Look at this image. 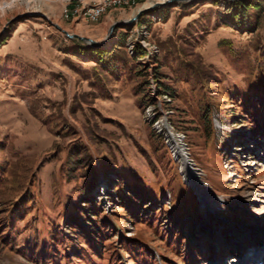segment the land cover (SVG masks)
<instances>
[{
  "label": "rangeland",
  "instance_id": "1",
  "mask_svg": "<svg viewBox=\"0 0 264 264\" xmlns=\"http://www.w3.org/2000/svg\"><path fill=\"white\" fill-rule=\"evenodd\" d=\"M167 1L72 23L61 0H0V264L209 262L224 237H208L217 221L197 210L158 124L189 144L206 211L211 191L257 214L226 218L253 228L264 216V167L246 173L240 152L236 176L224 168L235 146L264 155V0L155 7ZM143 10L101 48L54 27L103 44ZM140 27L157 50L149 67L128 49Z\"/></svg>",
  "mask_w": 264,
  "mask_h": 264
},
{
  "label": "built area",
  "instance_id": "2",
  "mask_svg": "<svg viewBox=\"0 0 264 264\" xmlns=\"http://www.w3.org/2000/svg\"><path fill=\"white\" fill-rule=\"evenodd\" d=\"M62 3L65 4V11L63 14L64 19L67 22H78V21H85L87 23H96L98 22L105 14L110 12L111 10L115 9H133L137 6V0H96V2L92 4H88L85 0H61ZM75 6H70L74 5ZM142 27L140 29H135L134 33L137 36L136 39L131 40L128 44V49L130 53L133 55L134 48L136 44L140 45L143 49L147 52L140 58V63L147 67L151 66L152 58L157 52L155 48L150 47L145 39V33L142 31ZM148 47L152 49V51H148ZM250 142V141H248ZM251 146V147H250ZM255 144L250 145L249 147L236 149V146L233 149H227L224 153L225 157L227 155L230 156L225 163L224 168L227 170L228 175L230 177H235L236 175L232 171V166L230 165V159L232 160L231 156L236 157L237 154L239 155L240 152L242 155H246L243 158H239V163L241 167L245 170L246 173H251L252 168L254 169L255 166L264 167V155L256 154V158H252L250 154H246L245 152H252L255 150ZM186 152L189 154V149L186 146ZM263 158L262 162H259L257 159ZM262 163V164H261ZM195 166V165H194ZM196 167V166H195ZM254 185V183H251ZM213 194L212 192H210ZM258 199H252L251 202L256 203H263L260 199L261 195H254ZM244 198V197H243ZM232 200L231 202L223 198L222 201L218 199H214L216 208L212 209L211 211L207 210L206 215L209 217L206 224L210 223V219L216 220V224L213 225L217 226L213 230H208L209 236L211 240H214V243H219V239L222 237L220 244L218 246H213L215 248L216 254L215 256L209 258V262L206 264H264V216L262 217L259 222H255L256 226L253 228L250 226L245 225L242 222L235 221L233 219L226 218L224 214L227 213L229 210L232 213L241 215V214H248V216L254 217L257 214L254 212L249 211L246 213L245 209L246 203L243 200ZM212 200V199H211ZM250 202V203H251ZM201 205L199 202V209L200 211ZM215 210V211H214ZM220 214L217 215V214ZM206 217V216H205ZM204 217V220H205ZM209 221V222H208ZM212 225V224H211ZM225 227L223 231L218 232V229L221 227ZM218 234V235H217ZM225 235V236H224ZM219 236V239L215 240ZM231 247H229V245ZM254 247L256 251H253L251 248ZM229 251L230 254L227 257L218 258L217 255L220 254L221 251ZM247 259V260H246Z\"/></svg>",
  "mask_w": 264,
  "mask_h": 264
},
{
  "label": "bare ground",
  "instance_id": "3",
  "mask_svg": "<svg viewBox=\"0 0 264 264\" xmlns=\"http://www.w3.org/2000/svg\"><path fill=\"white\" fill-rule=\"evenodd\" d=\"M33 1L38 2V0H33ZM158 127L161 130V132H160V130L158 129V131L160 133L165 132L167 140L169 142L168 145L171 148V150L174 152V154L176 155L177 160L176 159L175 160L177 162H180L182 173H183L182 176L184 175L183 180L185 178V181L187 182L185 184L190 185L192 187L193 191L195 192L196 196L198 197L200 205H201L200 212L202 211L204 213V217L206 216L205 221L207 222L209 217L206 215V210L204 209V206H207V203H208V201H206V200H208V197H207L208 193L204 187V184L200 181V177L198 176V173L195 172L192 164L190 163L191 160L189 161L188 157L185 155V153H184L185 148L182 145L181 141L177 137H174L173 134H170V132H168L167 125H164V124L159 125L158 124ZM175 138H177V139H175ZM192 163L194 164L193 161H192ZM210 192L211 191H209V193ZM210 196H211L213 202H214V199H218L219 201L223 200L222 197H219L215 194L210 193ZM202 202H204V203H202ZM203 204H204V206H203ZM214 204H215V202H214ZM216 206L217 205H214V209L216 208ZM251 249L253 251H256V249L254 247H252Z\"/></svg>",
  "mask_w": 264,
  "mask_h": 264
},
{
  "label": "water",
  "instance_id": "4",
  "mask_svg": "<svg viewBox=\"0 0 264 264\" xmlns=\"http://www.w3.org/2000/svg\"><path fill=\"white\" fill-rule=\"evenodd\" d=\"M178 1H193V0H168L167 2H165V3H157L156 5H155V7H165V6H167V4H169V3H172V2H178ZM227 1H233V2H236V1H241V0H227ZM154 8V7H153ZM152 8V9H153ZM149 10H151V9H149ZM149 10H143V11H140L139 13H138V15L135 17V18H133L131 21H126V22H124V23H122V24H115V25H113L110 29H109V32H108V34H107V36H106V38H105V41H104V43L103 44H99V43H97V42H95V41H93V40H91V39H87V38H82V37H78V36H75V35H70V34H68V33H66L64 30H62L59 26H57V25H54V27H56L59 31H61L64 35H66V37H68L69 39H78V40H80V41H82V42H84V43H87L90 47H92V48H101V47H103L104 46V44L105 43H107L108 41H109V39H110V36H111V34H112V32L114 31V29H116L117 27H119V26H121V25H125V26H127V25H130V24H132L133 22H135V21H137L138 19H139V17L143 14V13H146L147 11H149ZM39 16H41L42 18H44V19H46V17L45 16H43V15H39ZM170 127H171V125L168 123V121H167V119L166 118H164L163 119ZM156 128H157V126H156ZM181 142L183 141V137L181 136V135H178V134H176L175 135ZM167 145H168V143H167ZM169 146V145H168ZM183 146L185 147V151H184V153H185V155L188 157L189 156V154L188 153H186V145L185 144H183ZM189 161H190V159H188ZM191 162H192V160H191ZM182 174V173H181Z\"/></svg>",
  "mask_w": 264,
  "mask_h": 264
},
{
  "label": "trees",
  "instance_id": "5",
  "mask_svg": "<svg viewBox=\"0 0 264 264\" xmlns=\"http://www.w3.org/2000/svg\"><path fill=\"white\" fill-rule=\"evenodd\" d=\"M240 4L241 5H243L244 6V8L245 7H247L248 5L246 4V1L244 0V1H242V2H240ZM247 5V6H246ZM254 8H260L259 6H254ZM83 53V52H82ZM81 53V51H79V53H76L77 55H80V54H82ZM138 54V53H137ZM158 81V80H157ZM159 82V81H158ZM174 115H175V112H174ZM173 125V124H172ZM174 126V125H173ZM185 136V139H187V136L186 135H184ZM188 147H189V144L187 145ZM190 157H191V154H190ZM21 223H23V222H21ZM20 223V224H21Z\"/></svg>",
  "mask_w": 264,
  "mask_h": 264
}]
</instances>
